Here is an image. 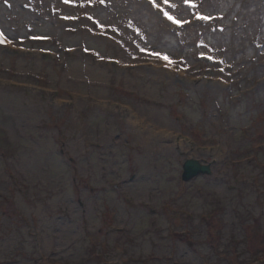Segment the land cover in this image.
I'll list each match as a JSON object with an SVG mask.
<instances>
[{
	"label": "rangeland",
	"instance_id": "1",
	"mask_svg": "<svg viewBox=\"0 0 264 264\" xmlns=\"http://www.w3.org/2000/svg\"><path fill=\"white\" fill-rule=\"evenodd\" d=\"M261 2L0 0V264H264Z\"/></svg>",
	"mask_w": 264,
	"mask_h": 264
},
{
	"label": "bare ground",
	"instance_id": "2",
	"mask_svg": "<svg viewBox=\"0 0 264 264\" xmlns=\"http://www.w3.org/2000/svg\"><path fill=\"white\" fill-rule=\"evenodd\" d=\"M134 2L138 3L137 4L138 6H136V4ZM139 2H140V4L144 3V5H143L144 9H146L147 11H150V9L164 8L165 7V3L163 2V0H157L158 7H153L152 3H150L149 0H134V1H132V0H104V3H102V5L100 6V10L103 13L110 15L114 19L117 18L121 21H128V22L131 21V24L135 25V23L138 21H141V22L147 21V20H145L144 16L148 17L150 19L152 18L148 14H146L145 10L144 11L141 10ZM261 4H262V6H264V0H262ZM135 7H137V10H141L142 13H139L135 9ZM161 13L163 15V12H161ZM1 32H2V30H1ZM10 46L11 45L9 43L7 48H10ZM0 50H2V49H0ZM137 63H141V62H134L133 64H137ZM164 64L165 63L162 62V63H160V66H164ZM131 75H134V74L132 73ZM157 143H159V140Z\"/></svg>",
	"mask_w": 264,
	"mask_h": 264
},
{
	"label": "snow or ice",
	"instance_id": "3",
	"mask_svg": "<svg viewBox=\"0 0 264 264\" xmlns=\"http://www.w3.org/2000/svg\"><path fill=\"white\" fill-rule=\"evenodd\" d=\"M65 2H67V0H65ZM149 2L152 3L153 7H158L157 0H149ZM163 2L166 3L167 6H168L169 8H173V7H175L174 5H172L171 3H169V0H163ZM184 2H185L186 5H188V6H190V7H193V8L196 7L195 4H190V3H189V0H184ZM100 3H104V0H100ZM158 10L161 11V12H163L164 16H165L168 20H170L173 24H176L177 26H182L184 23H187V21H179V20L173 18L172 16H170V15L168 14L167 11L164 10V8H159ZM196 18H197L198 20H204V21H208V20L212 19L211 17L204 16V15H201V14H199V13H196ZM89 19H91V17H89ZM5 42H6V41H5V39H4V34H3L2 32H0V44H3V43H5ZM7 43H11V41H7ZM157 55H159V54H157ZM160 58H161V59H167V57H163V56L160 57ZM208 59L211 60L212 57H208ZM170 62H171V61H170ZM221 71H223V69H221Z\"/></svg>",
	"mask_w": 264,
	"mask_h": 264
},
{
	"label": "water",
	"instance_id": "4",
	"mask_svg": "<svg viewBox=\"0 0 264 264\" xmlns=\"http://www.w3.org/2000/svg\"><path fill=\"white\" fill-rule=\"evenodd\" d=\"M210 173V165L204 166L200 165L198 161L186 160L182 165L181 180L188 183L197 176H208Z\"/></svg>",
	"mask_w": 264,
	"mask_h": 264
}]
</instances>
